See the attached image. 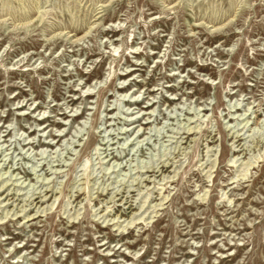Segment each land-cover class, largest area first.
<instances>
[{
	"label": "rangeland",
	"instance_id": "374dc122",
	"mask_svg": "<svg viewBox=\"0 0 264 264\" xmlns=\"http://www.w3.org/2000/svg\"><path fill=\"white\" fill-rule=\"evenodd\" d=\"M0 264H264V0H0Z\"/></svg>",
	"mask_w": 264,
	"mask_h": 264
}]
</instances>
